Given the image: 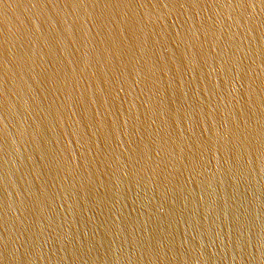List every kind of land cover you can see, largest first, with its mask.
<instances>
[{
    "label": "water",
    "instance_id": "1",
    "mask_svg": "<svg viewBox=\"0 0 264 264\" xmlns=\"http://www.w3.org/2000/svg\"><path fill=\"white\" fill-rule=\"evenodd\" d=\"M0 264H264V0H0Z\"/></svg>",
    "mask_w": 264,
    "mask_h": 264
}]
</instances>
